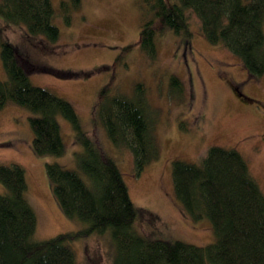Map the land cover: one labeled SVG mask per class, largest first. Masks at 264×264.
<instances>
[{
	"label": "trees",
	"instance_id": "obj_1",
	"mask_svg": "<svg viewBox=\"0 0 264 264\" xmlns=\"http://www.w3.org/2000/svg\"><path fill=\"white\" fill-rule=\"evenodd\" d=\"M141 1L144 13L138 44L149 58L157 56L159 33L192 38L189 12L199 20L200 32L210 45L237 57L250 78L264 75V0ZM80 5L81 0L60 3L67 25ZM55 16L51 0H0V17L9 26L23 28L28 40L55 43L60 36ZM134 47H123L115 64ZM0 56L7 76L0 81V110L13 102L32 113L35 154L62 157L66 151L58 118L73 127L76 143L83 148L74 154L75 169L47 163L46 173L64 215L87 225L83 232L34 241L37 220L26 199L25 171L19 165H0V184L6 189L0 195V264H77L72 245L92 234H109L115 248L114 264H264V193L240 153L211 147L199 164L173 162L175 197L193 220L211 222L216 237L213 244L198 247L143 236L136 229L141 210L132 203L115 161L82 130L68 101L30 83L29 76L38 67L24 49L4 37L1 28ZM113 79L98 94L94 118L115 146L132 153L139 176L159 159L160 147L144 98L111 95ZM176 85L183 88L174 77L172 86Z\"/></svg>",
	"mask_w": 264,
	"mask_h": 264
},
{
	"label": "rangeland",
	"instance_id": "obj_2",
	"mask_svg": "<svg viewBox=\"0 0 264 264\" xmlns=\"http://www.w3.org/2000/svg\"><path fill=\"white\" fill-rule=\"evenodd\" d=\"M51 1L60 33L55 43L28 40L23 28L9 26L0 17L4 37L24 49L38 67L29 76L30 83L68 101L82 130L115 161L132 203L141 210L136 223L139 234L198 247L213 244L216 237L211 222L193 220L175 197L173 162L199 164L211 147L235 150L264 193V75L250 78L237 57L210 45L192 13L188 12L192 38L159 33L157 56L151 59L138 44L144 13L141 0H81L70 25L60 13V3L69 0ZM127 45L135 47L115 64ZM112 77L111 95L144 98L160 147L159 159L139 176L132 153L115 146L94 118L98 94ZM174 77L183 88L172 86ZM6 79L0 56V81ZM31 117V112L13 102L0 110V165H19L25 171L26 199L37 220L33 240L83 232L87 225L67 218L59 208L46 173L47 163L75 169L74 154L83 148L76 143L71 124L60 117L65 154L60 158L38 156L32 146ZM4 194L6 189L0 184V195ZM72 248L77 264H114L115 248L109 234L82 237Z\"/></svg>",
	"mask_w": 264,
	"mask_h": 264
},
{
	"label": "flooded vegetation",
	"instance_id": "obj_3",
	"mask_svg": "<svg viewBox=\"0 0 264 264\" xmlns=\"http://www.w3.org/2000/svg\"><path fill=\"white\" fill-rule=\"evenodd\" d=\"M231 88H233L235 90V88L233 86H231ZM262 138L264 139V133L262 134Z\"/></svg>",
	"mask_w": 264,
	"mask_h": 264
},
{
	"label": "water",
	"instance_id": "obj_4",
	"mask_svg": "<svg viewBox=\"0 0 264 264\" xmlns=\"http://www.w3.org/2000/svg\"><path fill=\"white\" fill-rule=\"evenodd\" d=\"M245 99V98H244ZM247 100V99H246Z\"/></svg>",
	"mask_w": 264,
	"mask_h": 264
}]
</instances>
